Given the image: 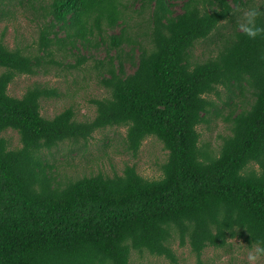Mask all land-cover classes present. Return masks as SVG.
Listing matches in <instances>:
<instances>
[{"label": "trees", "instance_id": "16d2710c", "mask_svg": "<svg viewBox=\"0 0 264 264\" xmlns=\"http://www.w3.org/2000/svg\"><path fill=\"white\" fill-rule=\"evenodd\" d=\"M15 2L26 5L37 30L30 55L0 41V264H130L132 251L178 264L169 245L175 238L200 263L205 249L229 247L230 239L264 243V34L247 37L234 23L264 0ZM128 11L139 19L131 32ZM226 22L232 28L215 53L191 61L190 49ZM91 47L104 57L80 53ZM58 51L73 63L64 64ZM88 59L105 92L88 99L91 119H77L72 106L41 115V101L60 94L46 83L19 97L8 93L19 75L65 74ZM220 87L233 107L226 115L210 97L219 98ZM236 93L239 109L231 105ZM210 114L228 129L216 152L197 130ZM111 127H125L134 157L146 138L161 143L167 155L159 177L144 178L126 164L119 174L54 181L45 153ZM8 129L18 147L2 135Z\"/></svg>", "mask_w": 264, "mask_h": 264}, {"label": "rangeland", "instance_id": "374dc122", "mask_svg": "<svg viewBox=\"0 0 264 264\" xmlns=\"http://www.w3.org/2000/svg\"><path fill=\"white\" fill-rule=\"evenodd\" d=\"M1 1L4 2V4H1V8L5 10V13L0 16V41L10 48L14 46L23 48L25 54L34 53L35 45L32 42L36 36L37 26L31 21L29 12L24 11L26 5L24 3L17 4L15 0ZM257 1L260 2L261 0ZM132 5L131 9L137 7L138 3L135 2ZM175 10H179L178 6L175 7ZM128 15L130 17L126 19V23L130 27L127 30L131 32L133 31L131 25L139 19L130 11L127 12V17ZM231 28V24L226 22L224 27L219 28V31L212 32L206 40L198 41L190 49L191 61H201L214 54L222 36L227 34ZM113 32H117V29ZM143 43L147 44V40L144 39ZM125 49L128 50V47ZM55 53L59 59L62 58L64 64L73 63L71 57L65 56L63 58L61 52ZM80 53L92 54L94 59H102L105 55L102 50L96 51L93 47L89 51ZM111 54H114V52ZM82 68L84 69L71 70L65 74L61 72L60 75H54V71L48 74H42L39 71L35 75H19L9 84L8 93L19 97L27 86L33 83H46L49 86L56 87L60 94L58 97L41 101V115L50 117L64 107L72 106L77 119H91L94 115V106L89 103L88 99L105 95V92L97 82L96 68L93 67V62L88 59L86 66ZM125 70L131 72L128 67ZM217 90L219 91V98L215 95L210 97L214 99L216 107L226 115L233 107L224 104L227 100V92L221 87ZM240 101L241 97L236 93L231 105L235 103V108L239 109ZM209 116L211 118L210 122L200 124L197 130L200 133L201 143L206 144L208 150L216 152L220 143L218 135L228 133L227 123L221 118L215 117V115L210 114ZM2 135L6 138L10 148L19 146L18 135L15 131L8 129L2 132ZM124 136L125 127L104 128L94 132L85 144L82 142H64L51 149L49 153H45V160L52 165L51 171L54 181L63 185L69 180L97 173L109 176L113 173L119 174L126 164L134 165L136 171L144 178L159 177V165L164 162L167 155V151L162 148L161 143L154 137L146 138L134 157L126 149ZM228 241L229 247L223 249L208 247L205 249L200 263H196V258L189 251L188 246L178 245L176 238L171 240L169 245L178 260V264H264V257L256 261L248 259L249 249L253 246L248 247L243 240L237 238ZM130 264L170 263L163 257L149 255L146 252L140 254L132 251Z\"/></svg>", "mask_w": 264, "mask_h": 264}, {"label": "clouds", "instance_id": "9594fccd", "mask_svg": "<svg viewBox=\"0 0 264 264\" xmlns=\"http://www.w3.org/2000/svg\"><path fill=\"white\" fill-rule=\"evenodd\" d=\"M261 16H264V8L249 6L236 15L235 29L250 38L264 34V24L258 22V18ZM261 257H264V243L257 241L249 249L248 259L256 261Z\"/></svg>", "mask_w": 264, "mask_h": 264}]
</instances>
